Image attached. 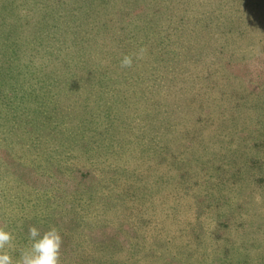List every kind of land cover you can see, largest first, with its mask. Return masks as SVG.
Wrapping results in <instances>:
<instances>
[{"label":"rangeland","instance_id":"obj_1","mask_svg":"<svg viewBox=\"0 0 264 264\" xmlns=\"http://www.w3.org/2000/svg\"><path fill=\"white\" fill-rule=\"evenodd\" d=\"M33 226L60 264H264V0H0L14 261Z\"/></svg>","mask_w":264,"mask_h":264},{"label":"clouds","instance_id":"obj_2","mask_svg":"<svg viewBox=\"0 0 264 264\" xmlns=\"http://www.w3.org/2000/svg\"><path fill=\"white\" fill-rule=\"evenodd\" d=\"M145 49L141 47L136 53V59H142ZM122 68L131 67L133 56L125 55L120 61ZM30 246L20 254L18 260H13L7 249L12 247L13 235L0 227V264H60L62 236L56 227L41 234L35 226L29 228Z\"/></svg>","mask_w":264,"mask_h":264}]
</instances>
